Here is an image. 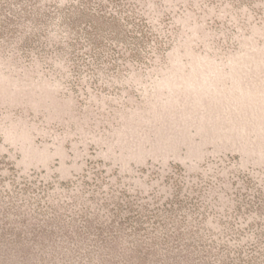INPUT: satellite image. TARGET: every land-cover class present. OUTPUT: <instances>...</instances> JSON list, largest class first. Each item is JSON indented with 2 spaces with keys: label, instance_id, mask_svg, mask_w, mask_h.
Here are the masks:
<instances>
[{
  "label": "rangeland",
  "instance_id": "rangeland-1",
  "mask_svg": "<svg viewBox=\"0 0 264 264\" xmlns=\"http://www.w3.org/2000/svg\"><path fill=\"white\" fill-rule=\"evenodd\" d=\"M0 264H264V0H0Z\"/></svg>",
  "mask_w": 264,
  "mask_h": 264
}]
</instances>
